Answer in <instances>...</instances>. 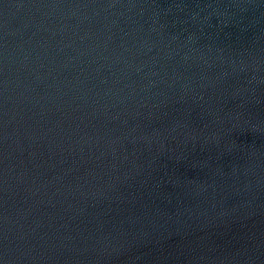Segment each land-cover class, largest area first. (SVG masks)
Masks as SVG:
<instances>
[{
	"label": "water",
	"instance_id": "obj_1",
	"mask_svg": "<svg viewBox=\"0 0 264 264\" xmlns=\"http://www.w3.org/2000/svg\"><path fill=\"white\" fill-rule=\"evenodd\" d=\"M0 264H264V0H0Z\"/></svg>",
	"mask_w": 264,
	"mask_h": 264
}]
</instances>
